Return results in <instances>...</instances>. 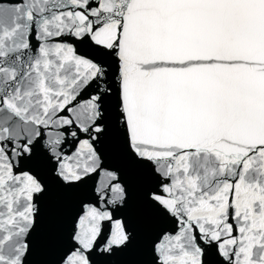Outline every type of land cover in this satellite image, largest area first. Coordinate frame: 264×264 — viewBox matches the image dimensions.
I'll return each mask as SVG.
<instances>
[{
  "label": "snow or ice",
  "instance_id": "snow-or-ice-1",
  "mask_svg": "<svg viewBox=\"0 0 264 264\" xmlns=\"http://www.w3.org/2000/svg\"><path fill=\"white\" fill-rule=\"evenodd\" d=\"M264 264V0H0V264L87 187L54 264Z\"/></svg>",
  "mask_w": 264,
  "mask_h": 264
},
{
  "label": "water",
  "instance_id": "water-1",
  "mask_svg": "<svg viewBox=\"0 0 264 264\" xmlns=\"http://www.w3.org/2000/svg\"><path fill=\"white\" fill-rule=\"evenodd\" d=\"M127 179L133 197L124 210V215L128 219L129 226L136 233V240L129 249L115 256L96 257L97 264H143L147 260L145 242L157 222L141 199V179L134 173H129ZM89 186L72 193L61 194L47 204L48 231L33 257L37 264H54L58 259L65 238L64 225L76 210L79 200L86 196Z\"/></svg>",
  "mask_w": 264,
  "mask_h": 264
}]
</instances>
